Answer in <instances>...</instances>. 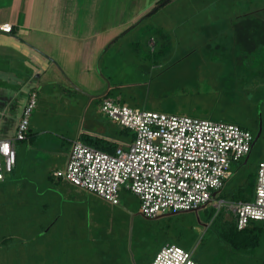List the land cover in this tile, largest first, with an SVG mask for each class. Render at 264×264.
<instances>
[{"label": "rangeland", "instance_id": "obj_1", "mask_svg": "<svg viewBox=\"0 0 264 264\" xmlns=\"http://www.w3.org/2000/svg\"><path fill=\"white\" fill-rule=\"evenodd\" d=\"M158 1L14 0L13 11L0 9L6 20L60 14L58 5L68 2V15L92 17L95 33H115L95 50V74L108 94L95 98L92 126L84 109L56 95L35 98L25 140L14 142V170L0 184V264H150L166 245L192 253L199 264H264V230L254 249L237 251L223 239L233 226L229 206L264 163V0ZM17 96L5 112L7 128L26 102ZM103 99L236 124L253 137L260 115L262 128L247 163L230 166L214 201L197 212L147 218L138 197L124 189L113 206L54 176L79 135L95 131L99 150L108 153L133 141V132L101 112Z\"/></svg>", "mask_w": 264, "mask_h": 264}, {"label": "built area", "instance_id": "obj_2", "mask_svg": "<svg viewBox=\"0 0 264 264\" xmlns=\"http://www.w3.org/2000/svg\"><path fill=\"white\" fill-rule=\"evenodd\" d=\"M34 105L32 94L14 136L0 139V184L14 170V142L25 140ZM101 112L112 124L133 132V141L112 153L74 142L66 166L54 176L113 206L119 205V192L124 189L138 197L140 212L147 218L205 207L231 177L230 166L252 150L253 135L236 124L136 110L109 99L102 100ZM223 205V201L216 203L218 209ZM229 209L238 230L255 222L264 227V163L257 169L253 198L233 203ZM150 264L199 263L192 253L166 245Z\"/></svg>", "mask_w": 264, "mask_h": 264}, {"label": "crops", "instance_id": "obj_3", "mask_svg": "<svg viewBox=\"0 0 264 264\" xmlns=\"http://www.w3.org/2000/svg\"><path fill=\"white\" fill-rule=\"evenodd\" d=\"M13 1L0 2V9L13 11ZM67 4L58 5L57 8L63 9L60 14L34 15L31 12L26 16L13 18L10 14L6 20L0 19V28H10L9 32L0 30V139L12 138L32 94L35 98L53 94L60 103L63 101L80 111L84 109V117L88 114V123L93 125L95 96L108 94L104 81L95 74V50L99 52L104 48L115 33L107 37L102 35L103 31L95 33V20L68 15ZM17 95L26 102L20 117L7 128L5 112ZM85 136L95 139V131L83 135L82 140L79 135L76 141L86 145ZM88 146L95 149V144Z\"/></svg>", "mask_w": 264, "mask_h": 264}, {"label": "trees", "instance_id": "obj_4", "mask_svg": "<svg viewBox=\"0 0 264 264\" xmlns=\"http://www.w3.org/2000/svg\"><path fill=\"white\" fill-rule=\"evenodd\" d=\"M162 1L163 0L158 1L157 4L161 3ZM123 131L125 132V129H123ZM83 141L84 143H86V145L95 144V149H98V150L101 146L98 140L87 137V136L84 137ZM254 186H255V183L254 184L251 183V184L244 186L237 194L236 201L237 202L250 201L253 198ZM256 223L258 222H255V224ZM255 224L251 223L246 229L238 230L236 227V222L234 218L233 226L231 227L230 230L224 233L223 239L232 247V249L237 250V251L246 250V249H254L258 246L259 241H260V235L262 231L264 230V227L260 223H258V226H256Z\"/></svg>", "mask_w": 264, "mask_h": 264}, {"label": "water", "instance_id": "obj_5", "mask_svg": "<svg viewBox=\"0 0 264 264\" xmlns=\"http://www.w3.org/2000/svg\"><path fill=\"white\" fill-rule=\"evenodd\" d=\"M166 1H169V0H166ZM103 96H104V94H101L100 96H95V98H97V97L101 98ZM261 128H262V121H261V116L259 115V129H258V132L255 135V137L253 138L252 145H251L252 149H253L254 145L256 144V142L258 141V139L260 137ZM249 155H250V153L245 157L243 165H245L247 163V159H248ZM215 195H216V193L213 194V196H215ZM194 212H197V211H194ZM176 213H180V212L166 213V214L158 216L156 218H159V217H162V216H169V215L176 214Z\"/></svg>", "mask_w": 264, "mask_h": 264}]
</instances>
